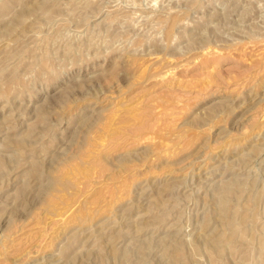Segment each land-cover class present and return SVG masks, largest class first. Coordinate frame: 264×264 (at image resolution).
I'll return each mask as SVG.
<instances>
[{
  "label": "rangeland",
  "instance_id": "obj_1",
  "mask_svg": "<svg viewBox=\"0 0 264 264\" xmlns=\"http://www.w3.org/2000/svg\"><path fill=\"white\" fill-rule=\"evenodd\" d=\"M0 264H264V0H0Z\"/></svg>",
  "mask_w": 264,
  "mask_h": 264
}]
</instances>
